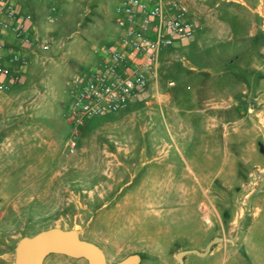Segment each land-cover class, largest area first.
I'll list each match as a JSON object with an SVG mask.
<instances>
[{
  "label": "rangeland",
  "instance_id": "obj_1",
  "mask_svg": "<svg viewBox=\"0 0 264 264\" xmlns=\"http://www.w3.org/2000/svg\"><path fill=\"white\" fill-rule=\"evenodd\" d=\"M118 4L65 0L50 24L42 9L36 33L51 41L52 59L35 57L23 82L0 80V264H14L20 238L54 227L76 230L99 246L107 264L133 254L138 264H178V252L203 251L214 237L225 242L205 257L186 256L184 264H264V31L247 42L237 38L242 47L230 43L217 59L207 46L213 35L203 44L196 33L188 45L164 51L144 98L87 120L77 151L66 154L71 82L118 36ZM206 5L226 12L223 23L235 22L233 5ZM230 52L238 65L225 60ZM207 83L223 85L224 97L209 92ZM244 90L246 98L255 97L242 115L228 116V135L245 131L255 153H246L236 136L231 143L220 134L208 144L209 101L243 102ZM176 134L182 155H166ZM44 264L87 262L52 254Z\"/></svg>",
  "mask_w": 264,
  "mask_h": 264
},
{
  "label": "built area",
  "instance_id": "obj_2",
  "mask_svg": "<svg viewBox=\"0 0 264 264\" xmlns=\"http://www.w3.org/2000/svg\"><path fill=\"white\" fill-rule=\"evenodd\" d=\"M58 13V7L53 5L49 22L56 21ZM116 13L117 38L96 50L97 63L71 82L72 102L66 115L71 127L66 143L68 156L77 151L87 120L117 113L142 100L156 76L160 55L177 43L192 39L199 28L197 22L188 18L183 0H119ZM257 13L264 31V0H259ZM32 29L29 14L18 10L10 0H0V52L9 48L7 41L12 39L23 50L48 53L51 41L33 34ZM11 60L19 65L27 62L19 51H12ZM0 75L10 81L17 79L4 67H0Z\"/></svg>",
  "mask_w": 264,
  "mask_h": 264
},
{
  "label": "crops",
  "instance_id": "obj_3",
  "mask_svg": "<svg viewBox=\"0 0 264 264\" xmlns=\"http://www.w3.org/2000/svg\"><path fill=\"white\" fill-rule=\"evenodd\" d=\"M10 1L12 4H14V6L18 10L24 13H27L31 16L32 22H33L32 33L37 35L35 19H37V17L41 14V10L43 9V12L45 13V20L47 24H50L51 22H49V19H48L50 15V8L53 5H56L57 3L65 1V0H10ZM183 1L187 7L188 18L197 22L199 25L197 33L202 35L201 43L203 44L206 43L204 41L206 35H213V37L211 36L210 41H208L209 43L207 42V46L208 48L209 47L212 48V51H214L215 53L216 59L222 56L221 49H223L227 45H230V43H233V45L239 46L241 42H238L236 40L237 38L241 40L243 39L245 42H247L246 39H254L257 36L259 37V35H262L260 15L256 11L257 7L259 6V0H227V1H224V0H183ZM207 2H210V3L213 2L212 6L214 8H217L218 6H220L221 3L233 5L234 6L233 9L229 10L230 11L229 17L231 16L230 14L234 15L235 22H233L232 25L223 23L221 19L219 18L221 16L226 18L227 17L226 12L214 11L213 9H211L209 6L206 5ZM43 3L46 4V8L43 7L42 5ZM58 12H59V9H58ZM116 38L117 37L114 36V40ZM192 40L194 39H190L182 43L183 45H188L190 42H192ZM7 42H8L9 48L0 52V67H4L10 70L13 73V75H15L18 78L17 80L21 82L27 79L29 69L31 66V62L33 61L36 62V60L34 59L35 57H38L44 54L49 56L51 55V51H52V54L54 52L51 47L48 53L42 54L37 49H34L36 51L35 53L33 50H30V49L23 50L19 46V43L13 41L12 39H8ZM216 44L218 45V47L214 48V46H217ZM239 47H242V45H240ZM170 49L171 48L166 49L165 51L170 50ZM244 50H246V48H244ZM12 51H19L23 53V55L27 59L26 64L19 65V64L12 62L11 60ZM229 55L230 57L228 58ZM49 57L50 59H52L51 56ZM49 57H47V59H49ZM160 57L158 59L157 70L159 69ZM225 60L228 62L229 65L234 64V63L238 65L241 62L240 58L237 55L232 54L231 52L227 54ZM257 72L259 71L257 70ZM157 76L158 75L156 72L155 78H157ZM259 78L261 79V81H264V75H260ZM0 80L8 81V82L10 81L9 78L2 77L1 75H0ZM170 83L173 84L174 82L170 81L169 84ZM205 85H206L207 90L209 92L211 91V92L216 93L217 95L216 97L218 98L222 99V97H224V95L226 94L225 92L226 89L224 88L223 85H220V84L216 85V84H210V83H207ZM164 95L168 96L167 101L172 99L169 92H167ZM254 97L255 96L250 95L249 98H246V91L244 90L240 94L241 99L243 100L246 99L243 102L236 101L232 105H227V104L224 105V104H221L220 102L209 101L208 111L212 112V114L209 115V120H210L209 136L211 139L208 140V144L210 143L213 144L212 142L217 143V140H218L217 137H219L220 134L222 138L223 137L232 138L236 136L238 138H241V141L247 144L248 151H246V153L248 152H251V154L255 153L256 143L254 139H250L247 136V133L245 131L242 135H240V132L237 130H236V133H234L236 135H232V134L228 135V128H229L228 124H230L231 122H227L229 120L232 121L233 118L229 119L228 117L232 114L235 116L242 115L244 111L243 108L248 103V100ZM191 98L193 99L196 98L195 92L191 94ZM229 112H232V113L229 114ZM242 118H243L242 119L243 121L242 120L241 121L244 122L246 125H248L249 123L247 122L245 116H243ZM177 121H178V118H177ZM249 126L250 125H248V127ZM178 136L179 134H176L175 137L169 138L172 140L168 142V144H170L173 148L175 146V150L171 148L169 152L166 153V155L169 154L170 156H175V155H178V153L182 155L181 149L178 144ZM231 140H232L231 143H233L234 139L232 138ZM209 151L211 154H215L216 153L215 146L214 148H210ZM230 155H232V152H230ZM210 156H207L205 159L207 161L210 160ZM201 168L203 167L201 166ZM200 176H203V174L201 173Z\"/></svg>",
  "mask_w": 264,
  "mask_h": 264
},
{
  "label": "water",
  "instance_id": "obj_4",
  "mask_svg": "<svg viewBox=\"0 0 264 264\" xmlns=\"http://www.w3.org/2000/svg\"><path fill=\"white\" fill-rule=\"evenodd\" d=\"M223 242L224 237H214L203 251L197 249L180 251L176 254L178 264H184V258L191 254L205 257L215 245ZM52 254L84 259L87 264H107L105 253L99 246L82 239L76 230L57 227L20 238L14 247V264H44V260ZM139 261L140 257L133 254L115 264H138Z\"/></svg>",
  "mask_w": 264,
  "mask_h": 264
}]
</instances>
